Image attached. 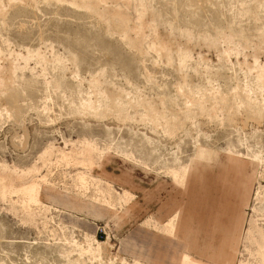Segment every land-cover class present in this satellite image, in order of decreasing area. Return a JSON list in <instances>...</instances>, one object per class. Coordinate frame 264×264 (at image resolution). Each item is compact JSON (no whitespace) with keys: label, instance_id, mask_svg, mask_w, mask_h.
<instances>
[{"label":"rangeland","instance_id":"1","mask_svg":"<svg viewBox=\"0 0 264 264\" xmlns=\"http://www.w3.org/2000/svg\"><path fill=\"white\" fill-rule=\"evenodd\" d=\"M185 254L264 264V0H0V264Z\"/></svg>","mask_w":264,"mask_h":264},{"label":"bare ground","instance_id":"2","mask_svg":"<svg viewBox=\"0 0 264 264\" xmlns=\"http://www.w3.org/2000/svg\"><path fill=\"white\" fill-rule=\"evenodd\" d=\"M173 176H175L176 179H178L180 181V184H181V182H184L183 175L182 176H177V174L173 173ZM11 187L7 188V189H11ZM1 189H2L3 193H5V191L7 190L5 185H3ZM20 191L23 192L24 194H26L30 198V200L35 201V202L37 201V199H38L37 198V196H38L37 191L38 190H37V186L36 185L31 184V185H29L27 187L22 188ZM178 214L179 213L175 214L167 223H165L164 226H162V228L164 230H166L170 235H174V233H175L174 223H177L178 218L180 217V216H178ZM233 241L234 242H231V245L229 246L228 250L226 252H224L225 257L227 259L229 258L228 262H232V259H233V256H234L235 240H233ZM94 242L97 244V247L95 248L94 251L98 252L99 249H100V246H102V244L97 242L96 240H94ZM233 245H234V247H232ZM182 264H198V263L194 262L189 255L185 254L183 256V259H182Z\"/></svg>","mask_w":264,"mask_h":264},{"label":"crops","instance_id":"3","mask_svg":"<svg viewBox=\"0 0 264 264\" xmlns=\"http://www.w3.org/2000/svg\"><path fill=\"white\" fill-rule=\"evenodd\" d=\"M173 216H174V215H172V217H173ZM172 217H171V218H172ZM176 226H177V223L175 224V227H176Z\"/></svg>","mask_w":264,"mask_h":264}]
</instances>
